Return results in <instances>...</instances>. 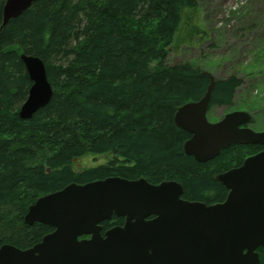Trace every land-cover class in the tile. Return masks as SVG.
I'll return each instance as SVG.
<instances>
[{
	"label": "trees",
	"instance_id": "1",
	"mask_svg": "<svg viewBox=\"0 0 264 264\" xmlns=\"http://www.w3.org/2000/svg\"><path fill=\"white\" fill-rule=\"evenodd\" d=\"M5 1L0 247L26 249L52 232L50 225L27 224L25 215L39 197L71 183L110 176L144 177L153 184L174 180L184 199L214 204L228 195L218 175L264 150L261 144H235L207 162L184 150L191 134L175 123L178 107L203 97L210 73L216 79L211 106L232 105L244 85L237 72L218 77L190 62H168L184 11L198 0H35L4 25ZM23 53L45 62L54 90L30 119L19 114L32 86ZM251 55L252 71L264 81V41ZM87 153L107 154V161L76 172L73 161ZM124 221L114 215L102 227ZM258 251L264 264V247Z\"/></svg>",
	"mask_w": 264,
	"mask_h": 264
},
{
	"label": "water",
	"instance_id": "2",
	"mask_svg": "<svg viewBox=\"0 0 264 264\" xmlns=\"http://www.w3.org/2000/svg\"><path fill=\"white\" fill-rule=\"evenodd\" d=\"M35 0H6L4 25ZM32 86L19 114L30 119L52 99L54 90L45 62L21 55ZM206 93L178 107L175 123L191 137L184 150L207 162L235 144L264 145V129L249 125L244 110L208 119L215 77ZM228 189L222 202L207 204L182 197L174 180L153 184L146 178L110 176L71 183L33 203L25 222H40L54 230L32 247H0V264H259L264 247V150L218 175ZM124 217L103 233L102 223ZM88 236V237H84Z\"/></svg>",
	"mask_w": 264,
	"mask_h": 264
},
{
	"label": "rangeland",
	"instance_id": "3",
	"mask_svg": "<svg viewBox=\"0 0 264 264\" xmlns=\"http://www.w3.org/2000/svg\"><path fill=\"white\" fill-rule=\"evenodd\" d=\"M263 38L264 0H198L195 7L184 11L168 62H190L218 77L237 72L244 78L232 105L210 107L209 121L244 110L252 116L250 127L264 129V81L252 71L255 63L251 55ZM107 156L87 153L72 166L80 172L106 163Z\"/></svg>",
	"mask_w": 264,
	"mask_h": 264
},
{
	"label": "flooded vegetation",
	"instance_id": "4",
	"mask_svg": "<svg viewBox=\"0 0 264 264\" xmlns=\"http://www.w3.org/2000/svg\"><path fill=\"white\" fill-rule=\"evenodd\" d=\"M125 222V221H124ZM114 227V226H113ZM112 228V227H111ZM110 229V228H109ZM108 230V229H107ZM106 230L103 229V232H105Z\"/></svg>",
	"mask_w": 264,
	"mask_h": 264
},
{
	"label": "bare ground",
	"instance_id": "5",
	"mask_svg": "<svg viewBox=\"0 0 264 264\" xmlns=\"http://www.w3.org/2000/svg\"><path fill=\"white\" fill-rule=\"evenodd\" d=\"M105 224V223H104Z\"/></svg>",
	"mask_w": 264,
	"mask_h": 264
}]
</instances>
